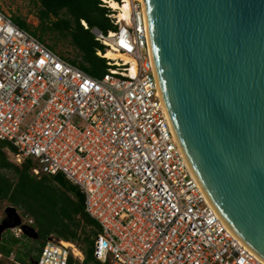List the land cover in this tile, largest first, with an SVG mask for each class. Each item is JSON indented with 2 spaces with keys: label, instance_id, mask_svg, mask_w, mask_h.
Returning a JSON list of instances; mask_svg holds the SVG:
<instances>
[{
  "label": "built area",
  "instance_id": "obj_1",
  "mask_svg": "<svg viewBox=\"0 0 264 264\" xmlns=\"http://www.w3.org/2000/svg\"><path fill=\"white\" fill-rule=\"evenodd\" d=\"M128 11L107 14L116 28L92 29L106 52L122 55L98 50L108 66L93 76L0 9V140L8 143L9 160L21 165L31 158L35 176L62 172L80 187L101 226V261L264 264L224 224L192 173L160 95L142 0H131ZM11 206L20 223L9 231L23 237L34 219ZM55 237L33 264L83 261L76 242ZM3 258L0 248V264Z\"/></svg>",
  "mask_w": 264,
  "mask_h": 264
},
{
  "label": "water",
  "instance_id": "obj_2",
  "mask_svg": "<svg viewBox=\"0 0 264 264\" xmlns=\"http://www.w3.org/2000/svg\"><path fill=\"white\" fill-rule=\"evenodd\" d=\"M142 4L175 138L224 224L264 260V0ZM52 178L84 203L64 173ZM5 211L0 237L20 223L14 206Z\"/></svg>",
  "mask_w": 264,
  "mask_h": 264
},
{
  "label": "trees",
  "instance_id": "obj_3",
  "mask_svg": "<svg viewBox=\"0 0 264 264\" xmlns=\"http://www.w3.org/2000/svg\"><path fill=\"white\" fill-rule=\"evenodd\" d=\"M37 1L39 26L32 29L27 21L17 16L12 18L13 21L44 43L48 31H57L59 35L68 37L80 58L66 59L93 76H101L108 64L107 59L97 51L105 52L106 46L96 39L92 29L97 26L107 32L116 28L107 15L110 8L103 6L102 0ZM82 19L86 20L88 28L82 24ZM7 145L6 141L0 140V200L11 202L34 219L33 226L38 233L34 239L39 244L33 246L32 256L26 251L33 249L28 244L26 250L16 252L14 247L23 239L12 235L9 228L5 229L0 240V248L4 252L3 264H33V259L38 258L51 234L76 242L84 252L83 262L72 257L69 264H109L95 256L96 238L101 226L87 212L84 203L55 183L53 175L35 176L32 173L33 159L28 158L21 165L11 162L4 151ZM1 170L13 171L16 180Z\"/></svg>",
  "mask_w": 264,
  "mask_h": 264
},
{
  "label": "rangeland",
  "instance_id": "obj_4",
  "mask_svg": "<svg viewBox=\"0 0 264 264\" xmlns=\"http://www.w3.org/2000/svg\"><path fill=\"white\" fill-rule=\"evenodd\" d=\"M37 2H38L37 0H0V9L4 11L6 14L10 15L12 18L17 16L24 19L31 25V28L34 29L40 24V19L38 18V14H37L39 9V5ZM109 8H110L109 12H111L112 8L111 7ZM45 43L49 47L54 49V51L60 54L63 58H67V59L80 58L77 50L75 49L73 44H71L70 39L68 37L66 38L63 37L62 35H59L57 31H48L45 34ZM4 151L6 152L7 157H9V153L5 148ZM1 171L5 172L8 176H10L12 180H16V176L14 175L13 171L10 170L7 171L1 170ZM11 204L12 203L7 200H0V212L4 214L3 213L4 208H6L7 205H11ZM20 238H22L23 240L19 244H17L16 247H14L16 252L18 250H23V251L26 250L27 244L28 247L30 248L39 244V242L36 241L34 237H28L25 235ZM34 250L35 248L33 247V249H31L30 251H28V249L26 251L27 253L30 254V256H32L34 254Z\"/></svg>",
  "mask_w": 264,
  "mask_h": 264
},
{
  "label": "bare ground",
  "instance_id": "obj_5",
  "mask_svg": "<svg viewBox=\"0 0 264 264\" xmlns=\"http://www.w3.org/2000/svg\"><path fill=\"white\" fill-rule=\"evenodd\" d=\"M107 3H108V6L111 7V8H113V9H119V8H121V10L123 12H121V15L120 16H122V15L127 16L129 14L128 9L130 8L131 0H123V3L124 4H122L121 2H119V0H107ZM125 18H127V17H125ZM118 56H122V55H120L119 53H117L115 51H112L110 49H108L107 52H106V57L116 58ZM51 235L56 236L55 234H51ZM55 238L58 239L59 237L56 236ZM59 239H61V238H59ZM82 254L84 255L83 251H82Z\"/></svg>",
  "mask_w": 264,
  "mask_h": 264
},
{
  "label": "crops",
  "instance_id": "obj_6",
  "mask_svg": "<svg viewBox=\"0 0 264 264\" xmlns=\"http://www.w3.org/2000/svg\"><path fill=\"white\" fill-rule=\"evenodd\" d=\"M83 253H84V252H83ZM84 258H85V255H84ZM73 259H74V258H73ZM75 260H77V259H75ZM78 261H79V260H78ZM83 261H84V259H83ZM83 261H82V262H83ZM80 262H81V261H80Z\"/></svg>",
  "mask_w": 264,
  "mask_h": 264
}]
</instances>
